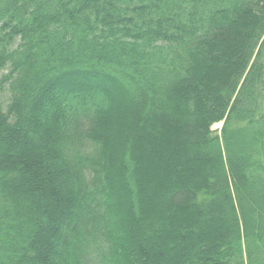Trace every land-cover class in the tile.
I'll list each match as a JSON object with an SVG mask.
<instances>
[{
    "label": "trees",
    "instance_id": "16d2710c",
    "mask_svg": "<svg viewBox=\"0 0 264 264\" xmlns=\"http://www.w3.org/2000/svg\"><path fill=\"white\" fill-rule=\"evenodd\" d=\"M0 264H264V0H0Z\"/></svg>",
    "mask_w": 264,
    "mask_h": 264
},
{
    "label": "rangeland",
    "instance_id": "374dc122",
    "mask_svg": "<svg viewBox=\"0 0 264 264\" xmlns=\"http://www.w3.org/2000/svg\"><path fill=\"white\" fill-rule=\"evenodd\" d=\"M2 98H3V102L7 103L8 95L4 94ZM221 127H222V123H218V124L214 125L212 129L214 131H219L221 129Z\"/></svg>",
    "mask_w": 264,
    "mask_h": 264
}]
</instances>
